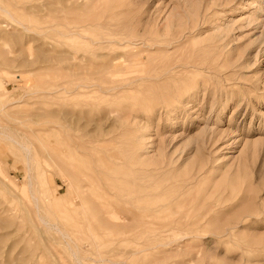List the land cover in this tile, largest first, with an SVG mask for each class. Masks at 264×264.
<instances>
[{"label": "rangeland", "instance_id": "obj_1", "mask_svg": "<svg viewBox=\"0 0 264 264\" xmlns=\"http://www.w3.org/2000/svg\"><path fill=\"white\" fill-rule=\"evenodd\" d=\"M0 264H264V0H0Z\"/></svg>", "mask_w": 264, "mask_h": 264}, {"label": "bare ground", "instance_id": "obj_2", "mask_svg": "<svg viewBox=\"0 0 264 264\" xmlns=\"http://www.w3.org/2000/svg\"><path fill=\"white\" fill-rule=\"evenodd\" d=\"M22 148L24 149V151H25V153H26V155H27V154L29 153V149H28V147L22 146ZM28 169H29V168H28ZM27 178H28V176H27ZM65 179H66V178H65ZM48 183H49V185H51V181H48ZM26 186H27V188H31L30 180H29V182L26 184ZM33 198H34V196H33ZM34 200H35V198H34ZM34 204L37 205L36 200L34 201ZM40 220L43 221V219H41V218H40ZM108 220H109V219H108ZM123 220H124V218L118 216V218H115V219H113V220L110 221V222H111V223L114 222V223L118 224V223H120V222H123ZM44 222H45V220H44Z\"/></svg>", "mask_w": 264, "mask_h": 264}]
</instances>
